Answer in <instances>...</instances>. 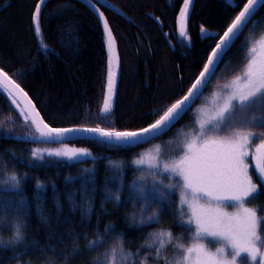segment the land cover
I'll return each mask as SVG.
<instances>
[{"label":"trees","instance_id":"16d2710c","mask_svg":"<svg viewBox=\"0 0 264 264\" xmlns=\"http://www.w3.org/2000/svg\"><path fill=\"white\" fill-rule=\"evenodd\" d=\"M244 2L196 0L186 39L178 22L183 0H92L112 29L121 61L110 118L102 108L111 53L101 21L82 1L51 0L42 6L39 24L45 51L34 33L39 0H0V68L27 93L50 127L138 130L158 118L151 115L153 109L161 111L187 94L218 42L213 37L223 34L240 10L236 5ZM262 19L264 6L216 74L229 59L244 53L254 23ZM201 26L208 30L205 35ZM112 71L115 75L113 63ZM189 114L155 142L177 136ZM37 137L0 91V264H94L100 246L90 249L89 242L110 237L119 238L129 254L125 264L155 263L145 247L158 225L138 223L141 202L148 198L140 201L130 190L135 170L126 165L153 142L115 147L86 140L69 144L88 149L93 159L28 163L38 146L59 145ZM247 201L257 209L262 232L264 187ZM17 226L23 237L19 241L14 239ZM172 228L177 237L180 231Z\"/></svg>","mask_w":264,"mask_h":264},{"label":"snow or ice","instance_id":"6c2138e0","mask_svg":"<svg viewBox=\"0 0 264 264\" xmlns=\"http://www.w3.org/2000/svg\"><path fill=\"white\" fill-rule=\"evenodd\" d=\"M92 0H90V3ZM45 0H39L35 5L33 14L34 33L39 39L40 46L47 51V45L43 41L39 17L41 5ZM192 0H183V7L179 12L180 36L188 39L187 17L189 6ZM95 8V4L92 3ZM264 6V0H245L242 7L237 4L240 10L238 14L227 25L222 35L213 37L218 40L215 43L207 63L203 70L195 78L187 94L177 99L174 103L166 106L161 111L153 109L151 115L158 116L147 126L138 130L117 131L109 128H53L41 118L40 113L35 110L31 100L27 99V93L20 85L12 79L7 72L0 68V91L8 94L12 103L19 106L20 98L25 100L29 106L26 111L22 110L26 124L39 133L38 139L55 141L62 140L67 134L83 131L94 133L109 141L115 140L118 144H132L158 140L170 131L176 122L182 118L186 111L190 110L194 99L198 98L201 90L210 82L214 76L215 69L222 59L223 54L231 44L239 37L243 29L251 22L252 17L259 7ZM99 19L103 21V29L107 37L108 49L111 53L115 39L104 13L95 8ZM207 29L201 26V34H206ZM248 53L244 66L240 73L229 83L222 85L224 91L223 103L218 106L208 120L200 123L198 133L189 138V134L182 133L183 139L178 141L183 154L179 158L169 156L162 158L160 146L157 145L155 155L149 157V167L159 169L161 173H169L171 176L179 177L182 181L179 185H168L169 188L180 189L181 223L195 225V232L192 236L190 246H185L180 237H174L170 231L161 230L153 234L159 240L157 255L167 245L176 249L173 258L167 259L165 264H247L249 258L255 264H264V239L258 234L262 220L257 215V209L245 206V201L253 197L261 187H264V140L255 145V152L252 159L255 162V173L258 183L254 182L253 175L249 173V144L257 137V133L251 128L237 127L239 117L237 113H243L252 105L264 107V36L253 42L245 49ZM112 58L108 64L107 91L103 98L102 113L105 118H110L112 111V98L115 90V79L112 71ZM118 64V60H117ZM255 120L252 127H259ZM221 131L226 134L221 135ZM264 135V133H261ZM35 159H43L40 150L32 153ZM48 155L65 156L73 159L79 155H89L85 150H65L48 152ZM145 158L141 156L136 160L137 165H143ZM10 180L18 183L17 177L12 175ZM142 191L141 189H139ZM119 200V196L116 197ZM215 202V203H214ZM224 202H234L238 208L235 214L223 211L226 206ZM187 205L188 212L184 211ZM188 215V219L183 217ZM157 214L153 213L148 217L149 221H155ZM143 223V219L141 220ZM192 231L191 227L184 228L183 232ZM22 231L17 226L14 232V239L21 240ZM166 238V240L164 239ZM211 238L221 243V247L215 253L209 252L200 241ZM2 243V241H0ZM95 246H103L100 240L91 241L88 244L90 249ZM148 247H151L149 244ZM230 249V251H228ZM120 254L121 264L127 260L128 253L123 251L122 242H118L113 248L104 253V259L96 258L94 264H117V254ZM241 253L246 255L242 256ZM231 257L228 259L227 257ZM257 257H260L257 260ZM143 264H147L145 260Z\"/></svg>","mask_w":264,"mask_h":264},{"label":"rangeland","instance_id":"374dc122","mask_svg":"<svg viewBox=\"0 0 264 264\" xmlns=\"http://www.w3.org/2000/svg\"><path fill=\"white\" fill-rule=\"evenodd\" d=\"M227 1L229 3H233V0ZM261 36H264V19L259 22L255 31L251 32V35L249 36L250 45L253 42L257 41ZM247 55L248 53L245 50L242 55L229 59L222 66V68L217 74L215 72V76L211 81L207 91L202 94V96L199 98V100L189 112L190 119L187 120V122H189L184 123L185 125L180 130L177 136L166 141H157L152 145L143 148L137 153L134 158H132L126 163V165L130 166L135 170L132 175V181L130 182V190L134 192L135 196L139 198L140 201H142V197L143 200L145 198H148L147 203L145 201L141 202V205L143 204V207L139 210V212H141V217L137 221L139 224L157 223L158 228L153 234H156L161 230H167L170 231L174 236L175 234L174 232H172V227H176V229L180 231L177 237L181 238V242L185 246H190L192 242L191 238L195 232V225L193 224L189 226L181 223L180 189L178 187H168V185L181 184L182 181L180 180V178L176 176H171V178H169V173H161L159 169L150 168L148 166L149 157L155 155V149L157 145L160 146L163 159H167L169 156L178 159L179 156L183 154L182 148L178 146V141L183 139L182 133L189 134V138L194 137L199 131L200 123L208 120L212 115H214L215 111L218 110V106L223 103L224 91L222 89V85L225 83H229L232 79L235 78L236 75L240 73L241 69L244 66V62L247 58ZM237 116L239 117L236 125L237 127H244L245 129L251 128L252 131L257 133V137L249 144V156L247 158V162L249 163V173L252 174L251 168L255 170V162L252 159V154L255 152V145L264 140V135H261V133H264V107H260L254 104L251 107L247 108L243 113H237ZM253 120H255V122L257 124H260L261 126L252 127ZM220 134L225 135L226 133L224 131H221ZM37 149L40 150L43 159H35L31 154L26 160L28 163H49L55 161H61L65 163H77L83 160L93 159V155L88 149L77 145H42L38 146L33 151ZM80 149L85 150L87 153H89V155H79L71 160L65 156L48 155V152L50 151L63 152L65 150ZM141 156L145 158V162L143 165H137L135 161L140 159ZM116 169L117 171L120 170L119 167H117ZM16 187L19 188L18 183H16ZM141 187L142 191L139 190L141 189ZM119 189H121V186L119 187ZM224 204L226 206L223 208V211L228 212L230 214H235L238 211V208L234 206V202H224ZM245 206L253 208V206L248 201H245ZM183 207L184 211L187 213V205H184ZM153 213L157 214V218L155 221H149L148 217L151 216ZM176 213L180 216V218H176ZM188 218V215H185L183 217L184 220H187ZM142 219L144 221L143 223L141 222ZM188 227H191L192 231L184 233L183 229ZM153 234L149 237L145 247L147 249V252L149 253L148 257L155 259V263L152 264H159L160 261L165 264V261L167 259H171L175 256L176 249L172 245H167L165 249L161 251V254L158 256L157 249L159 247V240ZM258 234L261 236L262 239H264V228L261 232L259 226ZM164 239L166 240V238ZM118 242H120V240L117 237H110L108 240L102 242L103 246L99 247L97 257L103 260V254L110 251L113 246H115ZM200 242L203 243L205 248L211 253H215L216 249L218 247H221V243L214 241L211 238H205ZM149 244L151 245V247H148ZM168 248L171 249L169 250ZM167 249L169 251H167ZM228 251H230V249ZM262 251H264V248H262ZM241 255L244 256L246 254L241 253ZM227 258L231 259L230 256ZM128 259L129 258L123 261V264H125ZM259 259L260 257H257V260ZM117 264H121V257L119 252L117 254ZM247 264H255V262L252 261L251 258H249Z\"/></svg>","mask_w":264,"mask_h":264},{"label":"water","instance_id":"95a60500","mask_svg":"<svg viewBox=\"0 0 264 264\" xmlns=\"http://www.w3.org/2000/svg\"><path fill=\"white\" fill-rule=\"evenodd\" d=\"M51 0H45V3L49 2ZM78 1H82L85 5H87L88 7H90L93 12L97 15V17L99 18V15L98 13L96 12L95 8H97V6L95 5V8L92 6V2L90 3L89 0H78ZM195 2L196 0H192V3L190 4L189 6V11H188V17H187V28H188V24H189V21H190V18H191V15L193 13V10H194V7H195ZM44 3V4H45ZM43 4V5H44ZM41 5V8L42 6ZM263 6L259 7L258 10L255 12L254 16L252 17V19L255 17V15L260 11V9L262 8ZM105 17V16H104ZM106 19V17H105ZM100 20V19H99ZM101 21V20H100ZM252 21V20H251ZM102 23V26H103V21H101ZM250 23V22H249ZM248 23V24H249ZM110 26V25H109ZM111 28V27H110ZM246 28V27H245ZM244 28V29H245ZM243 29V31H244ZM180 30V29H179ZM112 31V29H111ZM242 31V32H243ZM112 35L115 39V36L112 32ZM241 35V34H240ZM239 35V36H240ZM238 39V38H237ZM231 44L230 48H228L226 50V52L223 54L222 56V59L221 61L219 62V64L217 65L216 69H215V72L216 70L218 69L220 63L222 62V60L226 57V55L229 53L230 49L232 48V46L234 45V43L236 42V40ZM111 56H112V60H113V65H114V69H115V75H114V79H115V90H114V96L112 98V101L115 100L116 96H117V93H118V89H119V84H120V78H121V61H120V57H119V51H118V46H117V42H116V39H115V43L113 45V48H112V51H111ZM117 60H118V64H117ZM214 76L210 77V81L212 80ZM210 83V82H209ZM209 83L207 84V86L209 85ZM204 87L202 90H201V94H199L198 98L194 99V101L192 102L191 104V107H190V110L192 109V107L195 105V103L198 101V99L200 98V96L202 95V93L204 92V90L207 88ZM107 91V89H106ZM7 94V93H6ZM8 95V94H7ZM27 99L28 100H31L29 98V96L27 95ZM32 102V101H31ZM16 105V104H15ZM32 105L33 102H32ZM35 106V105H34ZM21 111H26L28 109V105L25 103V100L23 98H20V104L18 106ZM35 110H37V108L35 107ZM186 111V113L182 116V118L190 111ZM39 112V111H38ZM41 116V115H40ZM42 118V117H41ZM180 118L176 124L182 119ZM43 119V118H42ZM45 122V121H44ZM175 124V125H176ZM34 129V128H33ZM172 129V128H171ZM35 131V129H34ZM168 132V131H167ZM166 132V133H167ZM37 134V136L39 137V133L35 132ZM165 133V134H166ZM86 140H92V141H98V142H102V143H106L108 145H111V146H115V147H127V146H136V145H139V144H142V143H147V142H141V143H132V144H118L115 140H112V141H109L105 138H102L94 133H88V132H83V131H76V132H72V133H69L67 134L62 140H55V141H49V140H43V139H40V141H43V142H49V143H59V144H69V143H76V142H81V141H86Z\"/></svg>","mask_w":264,"mask_h":264},{"label":"bare ground","instance_id":"6f19581e","mask_svg":"<svg viewBox=\"0 0 264 264\" xmlns=\"http://www.w3.org/2000/svg\"><path fill=\"white\" fill-rule=\"evenodd\" d=\"M107 38V37H106ZM237 41V40H236Z\"/></svg>","mask_w":264,"mask_h":264}]
</instances>
